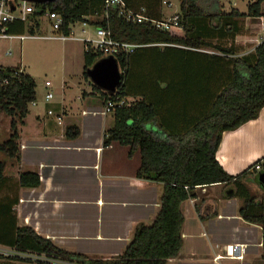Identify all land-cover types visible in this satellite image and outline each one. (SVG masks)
<instances>
[{"label":"trees","instance_id":"obj_1","mask_svg":"<svg viewBox=\"0 0 264 264\" xmlns=\"http://www.w3.org/2000/svg\"><path fill=\"white\" fill-rule=\"evenodd\" d=\"M104 1L37 4L26 20L14 19L0 25V33L34 36L42 31V17L53 11L63 17L61 31L68 36L76 23L89 22L109 28L115 39L145 45L118 58L119 67L126 68V72L114 91L93 86L101 93L103 105L110 99H135L130 105L113 106L115 122L105 133L104 146L112 142L129 146L130 157L139 150L137 176L164 186L160 210L152 224L136 227L122 254L94 259L59 248L29 226H18L14 198L0 197V244L18 252L0 255L7 258L2 264H52L33 258L36 255L69 264H167L184 246L182 203L196 199L198 188L215 184L230 185L225 197L241 199L240 216L260 225L264 236V195L253 194L244 180L248 173L256 171V165H261L257 175L264 173V157L234 176L216 158L223 133L256 119L264 107V37L244 55H237L234 43L213 41L241 34L246 17H262L264 35V0L249 2L247 13L237 9L226 12L218 5L219 0H180L183 27L171 31L159 30L149 23L128 22L118 15V9L109 10L107 18L101 17L105 14ZM125 1L136 10L145 7L153 18L162 17V0ZM96 14L100 16L89 19ZM85 47L83 75L88 79V71L102 57L87 43ZM36 88L35 79L25 70L0 65V111L11 117L12 131L9 139L0 143V151L17 163L21 159L18 126L24 124L30 104L37 100ZM149 124L154 129H149ZM65 135L75 139L80 128L68 125ZM6 168L7 163L0 160L1 189ZM18 184L36 187L40 177L36 172H22Z\"/></svg>","mask_w":264,"mask_h":264},{"label":"crops","instance_id":"obj_2","mask_svg":"<svg viewBox=\"0 0 264 264\" xmlns=\"http://www.w3.org/2000/svg\"><path fill=\"white\" fill-rule=\"evenodd\" d=\"M252 1H242V8L233 3L229 9L247 13L248 4ZM223 9L230 11L225 7ZM96 17L97 14L90 18ZM242 31L234 39L215 38L213 41H223L228 45L234 43L238 46L237 55L252 52L264 37L263 18L246 17ZM14 37L20 38L19 35ZM17 67L25 70L22 66ZM88 79L91 90L81 86L82 100L76 110L71 104L62 102L48 108L37 105L36 123L39 129L33 134L24 133L27 118L23 125L18 126L21 159L15 165L6 162V179L0 188V197L14 198L13 209L18 226L31 227L38 235L71 253L109 259L125 251L139 224L153 223L161 207L164 186L161 182L137 176L141 165L139 150L130 157L129 146L117 142L104 146L105 133L113 127L114 116L112 112L104 113L102 106L92 102V97L98 96L103 105V97L94 90L95 84L89 76ZM49 109L63 114L62 124L47 113ZM68 125L80 128L77 138L66 137ZM263 157L264 107L256 119L235 130L225 131L216 153L221 166L233 176ZM260 170L248 173L245 182L253 175L260 185L257 181ZM27 171L39 175V186H19L20 173ZM230 188L226 184L203 187V193L212 191L205 201L203 198L206 195L182 203L185 215L182 235L184 245L185 239L191 238V250L186 254L180 251L167 264H264L263 228L240 216L242 200L225 197ZM234 202H238L239 206L231 211ZM203 210L207 212L203 213ZM185 213H189V217L192 213L190 220ZM200 234L208 239H203ZM235 243L247 245L243 260L215 261V256L226 245ZM200 245L206 252H201Z\"/></svg>","mask_w":264,"mask_h":264},{"label":"rangeland","instance_id":"obj_3","mask_svg":"<svg viewBox=\"0 0 264 264\" xmlns=\"http://www.w3.org/2000/svg\"><path fill=\"white\" fill-rule=\"evenodd\" d=\"M168 1H170L169 4L171 3V5L161 4V19L169 18L174 13H180V0ZM242 1L246 0H219L217 3L228 10L230 8L229 5L233 3H238L237 6L242 8ZM262 10L264 11V3L262 4ZM89 19L93 20L95 18ZM41 22L42 31L37 32L34 36L27 35L28 37L24 39L18 37H0V64L13 67L22 66L26 72L33 76L37 83V100L35 104H30L31 114L26 117L27 124L24 133L27 134H33L39 129L36 123V114L39 110L37 105H39V107L48 108L49 105L54 107L57 102H62L66 105L71 104L72 108L76 110L82 100L81 86L87 91L91 90L90 80L85 79L83 75L85 64L84 50L86 49V42L84 41L85 39H94L96 37V26L89 22H78L72 26L73 34L70 38L61 40L45 37L53 34V32L45 18H43ZM255 27L261 28V26ZM256 41H258L257 38ZM240 47L243 49L242 46ZM47 80L52 83L51 89L45 87V82ZM49 90H52L54 97L47 104L45 95ZM91 100L104 109V105L101 104V98L95 96L92 97ZM147 126L149 129H154L150 124ZM11 132V117L0 111V143L8 140ZM0 160L7 162L8 165L11 163L15 165L16 163L14 159L9 158L7 154L2 151H0ZM246 184L256 196L262 197L264 195L263 189L256 183V180L253 179V175L250 178H246ZM211 193L212 191L203 193L201 188L197 189L199 197H204L206 195V197L203 198L204 201ZM198 204L201 205L200 200H198ZM238 206V202L231 204V211L236 210ZM206 212L207 211L203 210V213ZM185 214H187L188 220H190L192 213H190V217L188 216L189 213ZM203 232V228H201V233ZM258 235H261L259 230ZM200 237H203L205 240L208 239L203 234H200ZM191 241L190 237L185 239V245L181 250L182 254L190 252ZM203 248L204 246L200 245L201 252H204L205 249L203 250ZM4 252L9 253V251L0 249V255L7 256L8 254ZM4 261H7V258H0V264ZM12 264L22 263L20 261H13Z\"/></svg>","mask_w":264,"mask_h":264},{"label":"built area","instance_id":"obj_4","mask_svg":"<svg viewBox=\"0 0 264 264\" xmlns=\"http://www.w3.org/2000/svg\"><path fill=\"white\" fill-rule=\"evenodd\" d=\"M170 1L162 0V3L165 5L169 4ZM105 14L101 15V17H109V10L118 9V15L124 18L128 22L133 23H149L152 27H155L162 31H171L174 29H180L183 27L181 23V16L179 13H174L169 18L157 19L149 16L146 12L145 7H141L136 10L127 5L125 0H105ZM34 11V4L28 3L21 0H0V25L6 23L8 21H12L14 19L26 20L27 16ZM100 16V15H97ZM45 18L48 22L49 27L51 28L53 34L46 36L49 38L67 40L73 34V30L70 36L64 34L61 31L63 25V17L58 12L47 11L46 14L42 17ZM0 37L2 38H12L14 36L7 35L4 33H0ZM21 39L25 38V35H19ZM85 42L89 45L90 48H93L95 51H100L102 58H114L118 63V58L122 56H128L131 53H134L135 50L139 47H143L145 45L134 44L124 40H118L113 37L112 31L109 28H105L103 26H96V37L94 39H85ZM163 45V44H158ZM119 65V64H118ZM121 73V81L123 75H125L126 68H120ZM45 87L51 89L52 83L47 80L45 82ZM54 97L52 90H49L46 95V101L50 102ZM135 99L131 97H125L120 101L113 102V100H108L106 105H104V113L112 112V108L114 105H130ZM34 104L36 102H33ZM49 115L55 116L58 124L63 123V114L55 113L52 109L47 111ZM256 170L261 169V165H256ZM0 249L4 251H9L8 255L18 254L13 248L1 245ZM247 245L246 244H229L226 245L223 251L215 256V261H219L221 259H230V260H243L246 254ZM3 253V254H4ZM5 254V255H7ZM22 257H28L29 254H20ZM35 259L43 260L50 262L52 264H69L66 262H62L60 260L49 258L45 255L33 256Z\"/></svg>","mask_w":264,"mask_h":264},{"label":"water","instance_id":"obj_5","mask_svg":"<svg viewBox=\"0 0 264 264\" xmlns=\"http://www.w3.org/2000/svg\"><path fill=\"white\" fill-rule=\"evenodd\" d=\"M34 5L54 2L56 0H21ZM91 81L105 91H114L121 83L119 65L114 58H103L97 61L88 71ZM258 183L264 188V173L259 174Z\"/></svg>","mask_w":264,"mask_h":264}]
</instances>
